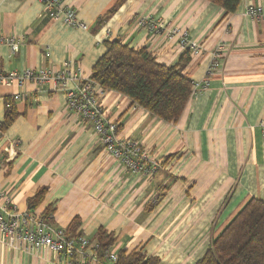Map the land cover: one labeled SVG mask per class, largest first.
<instances>
[{
  "label": "crops",
  "instance_id": "1",
  "mask_svg": "<svg viewBox=\"0 0 264 264\" xmlns=\"http://www.w3.org/2000/svg\"><path fill=\"white\" fill-rule=\"evenodd\" d=\"M63 1L86 29L44 15L38 0H0V36L22 40L15 53L0 43V71H61L69 62L71 73L80 68L89 79L106 41L117 40L146 47L166 66L188 51L184 74L200 86L175 123L122 93L95 88L118 137L140 142L161 162L146 175L131 172L103 149L92 124L66 108L60 83L0 84V124L8 102L15 113L0 130V190L20 211L58 227L73 225L72 234L95 241L104 230L116 254L143 248L159 264H193L250 198L264 202V20L244 14L251 6L264 12V0H241L229 14L208 0H123L109 14L117 0ZM146 15L187 31L200 54L167 30L154 33L138 25ZM40 191L41 200L29 207L28 199ZM0 264L65 259L49 250L15 248L0 236Z\"/></svg>",
  "mask_w": 264,
  "mask_h": 264
},
{
  "label": "built area",
  "instance_id": "2",
  "mask_svg": "<svg viewBox=\"0 0 264 264\" xmlns=\"http://www.w3.org/2000/svg\"><path fill=\"white\" fill-rule=\"evenodd\" d=\"M38 1L42 4L43 14L49 18L59 20L66 26L87 28V25L76 17L75 9L66 5L63 0ZM244 14L264 20V12L259 6L248 7ZM137 23L154 33L167 30L168 36L177 37L179 44L192 54L199 55L201 52L199 43L190 40L187 31L181 30L175 25L169 26V23H163L152 15L139 17ZM109 32L110 30L107 28L103 36L107 37ZM0 43L8 45L10 51L15 53L22 40L19 37L0 36ZM215 59L210 64L208 74L216 66ZM62 66L61 71L47 69H24L19 72L0 71V84L17 82L21 85L25 80H32L39 84L49 80L60 83L65 89L66 108L92 124L94 133L103 149L111 157L133 173L150 175L159 169L161 162L150 158L148 151L143 148L140 142L118 137L117 123L109 119L99 102L95 90L99 85L90 78H82L80 68L71 73L69 62H64ZM208 82V78H206L202 84L207 85ZM199 86L195 84L193 90ZM19 96V94H15L13 98L17 99ZM262 126L264 131V123ZM0 236L8 245L18 249L49 250L60 254L65 259V264H114L117 261L114 251L109 248H101L96 241H91L81 234L69 235L65 228L53 225L40 215L28 210H18L4 190H0Z\"/></svg>",
  "mask_w": 264,
  "mask_h": 264
},
{
  "label": "trees",
  "instance_id": "3",
  "mask_svg": "<svg viewBox=\"0 0 264 264\" xmlns=\"http://www.w3.org/2000/svg\"><path fill=\"white\" fill-rule=\"evenodd\" d=\"M123 0H117L108 14ZM225 14L233 13L241 0H208ZM190 52V51H189ZM189 61L188 51L177 64L166 66L156 61L146 47L133 48L121 41H106V52L92 67L90 79L103 90L128 96L133 103L161 120L176 122L193 93V84L184 74ZM13 101L6 105L4 131L15 117ZM42 191L28 199L34 207ZM78 225V222H75ZM70 228L66 232L73 233ZM84 236V235H83ZM95 241L103 249L110 248L113 238L99 230ZM114 264H159L160 258L149 256L143 248L121 249ZM193 264H264V202L250 198L216 234L204 254Z\"/></svg>",
  "mask_w": 264,
  "mask_h": 264
}]
</instances>
